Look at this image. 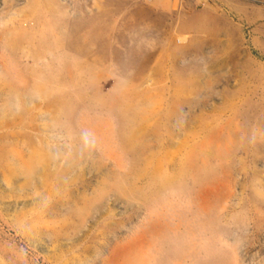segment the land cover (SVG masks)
Wrapping results in <instances>:
<instances>
[{
    "label": "rangeland",
    "instance_id": "1",
    "mask_svg": "<svg viewBox=\"0 0 264 264\" xmlns=\"http://www.w3.org/2000/svg\"><path fill=\"white\" fill-rule=\"evenodd\" d=\"M263 11L0 0V264H264Z\"/></svg>",
    "mask_w": 264,
    "mask_h": 264
},
{
    "label": "bare ground",
    "instance_id": "2",
    "mask_svg": "<svg viewBox=\"0 0 264 264\" xmlns=\"http://www.w3.org/2000/svg\"><path fill=\"white\" fill-rule=\"evenodd\" d=\"M257 12H258V11H257ZM263 12H264V11H263ZM199 13H200V11H199ZM196 20H198V19L196 18ZM201 20H202V19H201ZM193 22H194V21H193ZM197 22H199V21H197ZM200 22H201V21H200ZM203 22H204V21H203ZM206 22H207V21H206ZM211 22H212V21H211ZM188 24H189V23H188ZM213 24H214V22H213ZM213 26H215V25H212V27H213ZM198 27H199V26H198ZM215 27H216V26H215ZM204 28H205V27H204ZM204 28H203V29H204ZM185 29H186V28H185ZM200 30H202V29H200ZM209 30H211V29H209ZM184 40H185V38H179V39H177V42L181 43V42L184 41ZM188 42H189V41H188ZM187 44H188V43H187ZM194 44H195V43H194ZM184 45H185V44H184ZM184 45H183V46H184ZM178 46H179V45H178ZM203 46H204V45H203ZM187 47H188V45H187ZM190 48H191V47H190ZM188 50H189V49H188ZM217 50H218V49H217ZM193 51H194V50H193ZM182 52H183V51H182ZM200 52H201V51H200ZM184 53H185V52H184ZM198 53H199V52H198ZM233 53H234V52H233ZM233 53H232V54H233ZM192 57H193V56H192ZM232 58H233V57H232ZM189 69H190V68H189ZM197 69H198V68H197ZM192 78H193V77H192ZM152 80H153V79H152ZM153 98H154V97H153ZM155 99H156V98H155ZM248 99H251V98H248ZM201 104H202V103H201ZM203 105H204V103H203ZM198 107H199V106H198ZM174 110H176V109H174ZM172 111H173V109H172ZM4 112H5V111H4ZM54 114H55V113H54ZM56 114H57V113H56ZM2 115H3V114H2ZM53 116H54V115H53ZM58 119H59V118H58ZM42 120H43V119H42ZM44 120H45V119H44ZM60 121H62V120H60ZM133 121H135L134 118H133ZM62 122H63V121H62ZM64 122H65V121H64ZM34 123H35V122H34ZM137 123H138V122H137ZM45 124H46V123H45ZM61 124H62V123H61ZM63 124H64V123H63ZM133 125H134V124H133ZM139 125H140V124H139ZM57 126H58V124H57ZM57 126H56V127H57ZM140 126H141V125H140ZM46 127H47V126H46ZM32 128H33V127H32ZM58 128H59V127H58ZM138 128H139V127H138ZM38 129H39V128H38ZM49 129H50V128H49ZM46 130H47V129H46ZM58 131H59V130H58ZM49 132H50V131H49ZM52 132H53V131H52ZM44 133H45V132H44ZM140 134H141V133H140ZM133 135H135V134L133 133ZM144 135L146 136V134H144ZM136 136H138V135H136ZM33 138H34V136H33ZM38 138H39V137H38ZM55 140H56V139H55ZM44 142H45V140H44ZM20 143H21V142H20ZM20 143H19V144H20ZM35 143H36V142H35ZM64 143H65V142H64ZM28 144H29V143H28ZM33 144H34V143H33ZM26 145H27V143H26ZM27 146H28V145H27ZM79 147H80V145H79ZM25 148H29V146H28V147H25ZM30 148H32V147H30ZM72 151H74V149H73ZM72 153H73V152H72ZM72 153H71V154H72ZM31 154H32V152H31ZM72 155H74V154H72ZM81 155H82V153H81ZM81 155H80V156H81ZM35 157H36V156H35ZM74 157H75V156H74ZM81 157H82V156H81ZM43 158H44V155H43ZM37 159H38V158H37ZM41 159H42V158H41ZM49 159H50V158H49ZM49 159H47V160H49ZM66 159H67V158H66ZM70 160H71V159H70ZM75 160H76V159H75ZM43 161H44V160H43ZM43 161H40V162L43 163ZM72 161H73V160H72ZM29 162H30V161H29ZM40 162H39V163H40ZM42 163H41V164H42ZM72 163H73V162H72ZM75 163H76V162H75ZM35 164H36V163H35ZM71 165H72V164H71ZM254 165H255V164H254ZM69 166H70V164H69ZM39 167L41 168V166H38V168H39ZM28 169H29V168H28ZM42 169H43V167H42ZM32 171H33V169H32ZM28 172H29V171H28ZM33 172H34V171H33ZM33 172H32V173H33ZM39 172H40V171H39ZM246 172H247V171H246ZM27 174H28V173H27ZM18 175H19V174H18ZM37 175H38V174H37ZM25 176H26V175H25ZM25 176H24V177H25ZM33 177H35V176H33ZM33 177H32V178H33ZM70 179H71V178H70ZM73 179H74V178H73ZM33 180H34V179H33ZM39 180H40V179H39ZM36 181H37V180H36ZM68 181H69V180H68ZM72 181H73V180H72ZM39 182H40V181H39ZM19 190H20V189H19ZM19 190H18V191H19ZM107 221H108V220H107ZM105 222H106V221H105ZM109 223H110V222H109ZM110 224H111V223H110ZM72 243H73V242H72Z\"/></svg>",
    "mask_w": 264,
    "mask_h": 264
}]
</instances>
